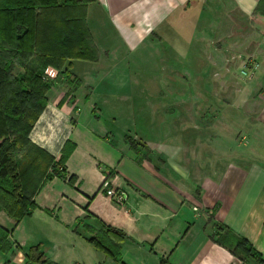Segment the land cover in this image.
Here are the masks:
<instances>
[{
  "label": "crops",
  "instance_id": "1",
  "mask_svg": "<svg viewBox=\"0 0 264 264\" xmlns=\"http://www.w3.org/2000/svg\"><path fill=\"white\" fill-rule=\"evenodd\" d=\"M257 6L258 0L86 5L97 58L68 60L65 73L48 66L57 76L28 135L54 160L65 141L75 144L65 163L72 181L42 183L37 207L18 221L0 212L10 243L0 264H25L34 245L46 264H259L216 243L222 232L213 234L212 225L244 238L264 262V5ZM141 55L149 64L143 84L130 66ZM237 69L247 77L238 78ZM186 81L195 82L194 90L184 91ZM153 91L174 99L149 106L164 115L144 124L146 134L114 138L113 116L110 126L81 114L88 97ZM153 128L160 131L150 135ZM106 178L121 204L106 195ZM101 223L125 234L114 240L117 260L88 240Z\"/></svg>",
  "mask_w": 264,
  "mask_h": 264
},
{
  "label": "trees",
  "instance_id": "2",
  "mask_svg": "<svg viewBox=\"0 0 264 264\" xmlns=\"http://www.w3.org/2000/svg\"><path fill=\"white\" fill-rule=\"evenodd\" d=\"M92 1L0 0V209L15 221L37 207L33 197L42 183L53 177L72 181L65 163L75 144L65 141L59 159L54 160L34 146L28 135L47 105L45 93L53 83L45 78V68L52 66L65 73L62 68L70 65L68 60L97 58L85 23L86 5ZM262 4L264 0H258L257 9ZM34 60L36 68L28 64ZM15 61L21 64L22 75L13 74ZM101 225V231L88 240L117 260L115 241L125 234ZM218 228L222 236L213 239L216 243L243 261L255 258L264 264L244 238L223 226ZM8 237L9 231L0 225V251L10 248ZM25 259V264L47 262L40 245L30 246Z\"/></svg>",
  "mask_w": 264,
  "mask_h": 264
},
{
  "label": "rangeland",
  "instance_id": "3",
  "mask_svg": "<svg viewBox=\"0 0 264 264\" xmlns=\"http://www.w3.org/2000/svg\"><path fill=\"white\" fill-rule=\"evenodd\" d=\"M191 20L192 19V15L189 16ZM141 50H139L138 56L141 54ZM144 60H146V58L144 57V55H141L139 58L136 59L137 64L133 63L130 64L132 70H136L133 71V73L138 76V80H141V84L144 83L143 77H147V75L145 74L147 69H148V65L149 64H145L143 65L142 63L144 62ZM132 61V60H131ZM130 61V62H131ZM23 62V61H22ZM15 63L17 64L18 67H13V73L14 74H18L20 72V69L22 66L19 62L15 61ZM25 63V62H23ZM22 63V64H23ZM29 66L36 68L37 67V61H29L28 62ZM150 67H152L150 65ZM18 72V73H17ZM236 74L238 76V78L240 77H247L246 74H244V70L242 69H237L236 70ZM20 75V74H18ZM125 81V80H124ZM123 82V81H122ZM190 87H188L187 85H190ZM223 83H220L221 87H222ZM128 87L131 89H136L135 87H133L132 82H128L127 83ZM183 85V83H182ZM186 88L184 87V91L188 92V91H192V89L194 88L195 82H189L186 81ZM180 87V86H179ZM137 89H142V87L137 88ZM174 89V87L172 88ZM144 90L148 91L147 88H145ZM194 90V89H193ZM134 91H140V90H134ZM123 92H125L123 90ZM152 95L154 96H141V97H135L132 96V92L129 93V96H120V97H110V98H103V97H98L95 96L94 98L92 97H88L85 98L86 102H83L82 105H80L81 107V114L84 116H88L90 115V117H92L95 121H97L100 124H109V120H112V116L114 118V123L112 124V128L110 129V133L113 135V137H117L120 134L122 135L123 132L125 133H129L131 136H137L140 134H146L147 130L144 129V124L147 123L151 120H153L152 118L154 116L156 117H161V115L163 113H160V111L155 115L151 112V108H149V106H156V105H164L165 102H167V104L169 102H171L173 97H157L155 95V92H150ZM141 94H143V92H141ZM174 99V98H173ZM140 100L142 102H140ZM132 101V102H130ZM139 101V102H138ZM175 101V100H174ZM97 103V106H94V103ZM91 106V107H90ZM164 115V114H163ZM176 116V114H172L171 116ZM160 119H157V121H155V123H157ZM169 120H166V122ZM82 122L85 125V121L82 119ZM83 125V124H82ZM111 126V125H110ZM148 126V125H147ZM159 129H152V130H148L150 135L154 134L156 132H158ZM160 131V130H159ZM216 132H218L219 134H223L224 135V130H216ZM159 138H156L157 144L154 145V147L158 150V146L161 147V145L158 143ZM131 143V142H130ZM132 146V143L130 144ZM158 145V146H157ZM0 212H4L2 209H0ZM212 229H213V234L217 232V230L219 229L218 226L212 225ZM215 230V232H214ZM21 232V231H20ZM18 232V233H20ZM222 235H219V238ZM218 238V237H217Z\"/></svg>",
  "mask_w": 264,
  "mask_h": 264
},
{
  "label": "built area",
  "instance_id": "4",
  "mask_svg": "<svg viewBox=\"0 0 264 264\" xmlns=\"http://www.w3.org/2000/svg\"><path fill=\"white\" fill-rule=\"evenodd\" d=\"M44 76L48 79H54L57 76V71L51 67H47L44 70ZM102 187L105 189L106 195L113 197L118 204H121L123 202L122 195L120 193H116V191L109 187V182L107 178L104 179Z\"/></svg>",
  "mask_w": 264,
  "mask_h": 264
}]
</instances>
